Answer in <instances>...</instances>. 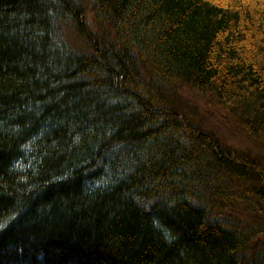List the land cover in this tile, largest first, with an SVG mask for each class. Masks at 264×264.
<instances>
[{
  "label": "trees",
  "instance_id": "16d2710c",
  "mask_svg": "<svg viewBox=\"0 0 264 264\" xmlns=\"http://www.w3.org/2000/svg\"><path fill=\"white\" fill-rule=\"evenodd\" d=\"M0 264H264V0H0Z\"/></svg>",
  "mask_w": 264,
  "mask_h": 264
},
{
  "label": "rangeland",
  "instance_id": "374dc122",
  "mask_svg": "<svg viewBox=\"0 0 264 264\" xmlns=\"http://www.w3.org/2000/svg\"><path fill=\"white\" fill-rule=\"evenodd\" d=\"M215 111L220 113V111L217 110V109H215ZM225 130H226V135L222 134L223 136H225V139L229 140L228 138H231V139H232V142H238V140H237L235 134H231L226 128H225ZM234 133H235V131H234ZM253 148L256 150V149H258L259 147H258L257 144H255V145L253 146Z\"/></svg>",
  "mask_w": 264,
  "mask_h": 264
}]
</instances>
